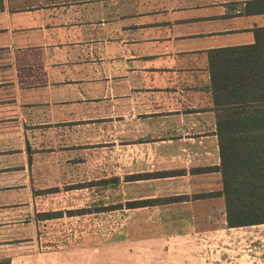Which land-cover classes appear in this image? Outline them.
Returning <instances> with one entry per match:
<instances>
[{
	"label": "crops",
	"instance_id": "0c3cea01",
	"mask_svg": "<svg viewBox=\"0 0 264 264\" xmlns=\"http://www.w3.org/2000/svg\"><path fill=\"white\" fill-rule=\"evenodd\" d=\"M30 1L0 0V257L15 262L6 252L19 244L26 260L55 262L41 250L35 157L45 170L46 155L68 153L86 169L110 143L129 173L185 171L125 181L126 201L191 197L128 209L158 223L140 235L235 229L223 196L192 197L223 188L220 171L202 170L221 161L209 51L254 43L264 14H240L247 0Z\"/></svg>",
	"mask_w": 264,
	"mask_h": 264
},
{
	"label": "rangeland",
	"instance_id": "374dc122",
	"mask_svg": "<svg viewBox=\"0 0 264 264\" xmlns=\"http://www.w3.org/2000/svg\"><path fill=\"white\" fill-rule=\"evenodd\" d=\"M12 1L17 6L21 0ZM52 1L34 0L29 6ZM108 145L103 155L100 145L93 146V163L86 169L70 163L68 153L61 152L64 154L61 158L46 155L45 170L42 156L35 157L33 170L41 195L40 212H63L40 223L41 250L54 252L55 262L51 258L49 262L26 260L24 256L30 250L18 244L6 252L15 255L12 264H264V223L187 239L156 233L148 237L139 233L155 228L158 223L154 218L151 221L148 216L139 218L129 208L103 210L105 206L127 202L123 184L128 175L137 174L129 173L130 156L117 154V149L111 143ZM53 162H61V170H53ZM113 177L120 182L116 185L102 182L103 178ZM139 237L152 239V245L140 244ZM207 242L213 246H205Z\"/></svg>",
	"mask_w": 264,
	"mask_h": 264
},
{
	"label": "trees",
	"instance_id": "16d2710c",
	"mask_svg": "<svg viewBox=\"0 0 264 264\" xmlns=\"http://www.w3.org/2000/svg\"><path fill=\"white\" fill-rule=\"evenodd\" d=\"M240 14H264V0H247ZM252 44L229 46L209 51V71L220 164L202 168L220 171L223 188L193 198L223 196L227 227L237 228L264 223V26L254 30ZM32 155L30 153V162ZM185 173L166 170L131 174L129 181L168 177ZM117 184L118 177L103 179ZM101 183V182H100ZM36 194L39 192L36 190ZM188 195L131 200L103 210L163 205L188 200ZM102 211V210H98ZM63 212H38V220L53 219ZM0 264H12L11 257H0Z\"/></svg>",
	"mask_w": 264,
	"mask_h": 264
}]
</instances>
